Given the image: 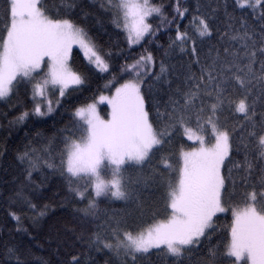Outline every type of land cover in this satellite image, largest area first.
I'll return each instance as SVG.
<instances>
[{"label":"snow or ice","instance_id":"obj_1","mask_svg":"<svg viewBox=\"0 0 264 264\" xmlns=\"http://www.w3.org/2000/svg\"><path fill=\"white\" fill-rule=\"evenodd\" d=\"M105 21L123 44L100 36ZM0 25V102L24 103L0 122L24 134L0 264H264V0H0ZM100 80L107 95L71 104ZM52 177L75 223L71 244L39 259ZM159 187L162 208L142 194Z\"/></svg>","mask_w":264,"mask_h":264},{"label":"trees","instance_id":"obj_2","mask_svg":"<svg viewBox=\"0 0 264 264\" xmlns=\"http://www.w3.org/2000/svg\"><path fill=\"white\" fill-rule=\"evenodd\" d=\"M159 2V0H158ZM196 0H191V3L195 4ZM165 4L170 3V0H164ZM183 23H187L184 21ZM105 25L108 28L107 34L105 33L104 29L100 28L99 25L97 26V30L99 31L100 36L104 38L105 41L108 39V35L112 36L113 42L119 40L121 44H123V38L117 37L115 35V30L111 28L110 22L105 21ZM2 27V25H0ZM169 43V36L161 34L159 40L156 44H149L148 48L154 51L157 59L159 60L163 54L164 50H167ZM157 45L162 46L157 47ZM125 54H127V50H125ZM137 53H133L136 55ZM178 58V57H177ZM168 59V62L175 63V59ZM123 63V60L120 61ZM76 68L81 67V62L79 59L75 61ZM98 91H103L104 93L107 92L104 89V82L94 81L90 87L83 91L73 92L71 96V104L76 106H80L84 103H89L92 101L93 97L97 95ZM13 105L15 107L6 105L3 102H0V122L6 123L7 120L13 118L14 114H17V108H23L24 103L20 102L17 103L13 101ZM71 105L66 104L65 107H70ZM100 112L103 116L106 115V107H100ZM5 114H7V119H5ZM60 117L56 116L53 119H49L46 123L42 125L44 129H55L56 127L61 126L59 124ZM32 127V124L28 125ZM24 134L19 131V128L13 129L10 133L5 132L4 130H0V150L4 149L5 145L7 146L6 158L4 156H0V236L5 235L8 231H10L15 224L9 217L5 215V209L7 208V196L12 195L14 188L16 185L13 183L16 176L19 175V171L16 167V163L14 157L16 155V150L23 145ZM126 175H131L133 179H135L136 173H129ZM52 181L51 187L45 185L44 195L42 197H38V202L42 204H49L51 205V210L48 212L46 217L42 220L41 224L32 229L33 234L36 236L37 244L39 247L34 248V256L39 259H53V254L55 253V245L60 244L63 247L65 242L71 244L69 240V235L66 234L64 229L66 225H72L75 223L73 217L75 214L76 204L71 201L70 197L66 198V188L60 182L59 177H52L50 178ZM153 195L148 197L147 191L143 192L142 194L145 198H150L156 201L159 206L163 207V193L164 188L159 187L152 190ZM105 207H111L112 210L123 213L125 211H131L132 209L126 208L122 202L116 201L111 202L109 201ZM147 219V217H145ZM231 216L230 215H222L220 220L218 221V225L220 226L217 232V236L219 239L214 237L216 243L219 244L226 239L228 225L231 223ZM51 245V246H50ZM96 256V254H93ZM97 264H103V258L96 257ZM155 264H161L160 260L153 257Z\"/></svg>","mask_w":264,"mask_h":264},{"label":"rangeland","instance_id":"obj_3","mask_svg":"<svg viewBox=\"0 0 264 264\" xmlns=\"http://www.w3.org/2000/svg\"><path fill=\"white\" fill-rule=\"evenodd\" d=\"M104 94L107 95V92H105ZM91 102H92V101H91ZM89 103H90V102H89ZM102 106H105V107H106V115H107L109 109L107 108V106H106L105 104H100V105H99V110H100V107H102ZM100 114H101V116H103L101 112H100Z\"/></svg>","mask_w":264,"mask_h":264}]
</instances>
